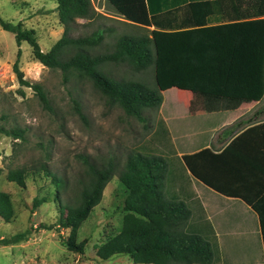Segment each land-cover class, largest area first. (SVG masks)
Returning <instances> with one entry per match:
<instances>
[{
    "label": "trees",
    "instance_id": "16d2710c",
    "mask_svg": "<svg viewBox=\"0 0 264 264\" xmlns=\"http://www.w3.org/2000/svg\"><path fill=\"white\" fill-rule=\"evenodd\" d=\"M106 1L141 32L120 35L111 51L97 55L85 47L100 44L110 28H97L85 36L69 35L76 18L90 21L102 15L91 0H56L63 35L46 52L41 50L33 28H24L21 22L13 24L1 16L0 27L13 33L18 47L28 43L37 61L60 68L65 80L68 75L89 79L110 102L122 105L128 114L141 120L142 110L159 107L162 91L171 87L233 99L257 101L263 97L264 0H254L251 5H245L244 0H193L191 4L188 0H172L171 8L165 10L160 0ZM178 11L189 12V19L178 22L168 18L176 17ZM215 15H220L223 22L210 24V17ZM151 25L154 28L149 29ZM68 50L73 53L64 57ZM20 54L18 48L13 64L20 84L31 85L43 107L54 111L43 86L24 79L18 67ZM107 62H126L135 71L152 70L154 86L142 80L109 76L101 68ZM74 109L83 116L79 102L74 101ZM0 132L26 140L25 128L17 124H0ZM183 159L187 164V155ZM85 164L87 179H77L73 184L65 176L51 173L45 163L9 169L5 178L23 188L27 178L49 177L56 193L60 225L70 231L62 244L83 254L86 240L77 241L78 228L100 202L107 182L117 176L125 190L121 225L117 233L96 246L98 261L127 255L134 264H211L210 241L188 229L190 209L183 200L167 196L169 165L165 157L130 150L124 160L108 157L103 164L89 160ZM69 189L72 196L63 198ZM46 200L45 196H35L32 211ZM15 216L10 194L0 190V218L10 223ZM30 235L31 230L26 229L0 237V245H12Z\"/></svg>",
    "mask_w": 264,
    "mask_h": 264
},
{
    "label": "rangeland",
    "instance_id": "374dc122",
    "mask_svg": "<svg viewBox=\"0 0 264 264\" xmlns=\"http://www.w3.org/2000/svg\"><path fill=\"white\" fill-rule=\"evenodd\" d=\"M91 2L102 15L90 21L76 18L69 35L85 36L97 28H110L104 32L100 44L85 47L92 55L111 51L120 35L141 32L135 25L121 20L106 0ZM56 6V0H0V16L13 24L21 22L24 28H33L41 50L46 52L63 35ZM18 48L21 52L18 67L24 79L43 86L54 111L43 107L31 85L20 84L13 71ZM72 53L73 50H68L64 57ZM101 68L111 77L142 80L154 86L150 69L135 71L126 62H107ZM180 90L173 87L163 92L164 102L157 108H144L141 120L128 114L122 105L110 102L89 79L68 75L65 80L60 68H50L37 61L28 43L22 42L18 47L13 33L0 27V116H3L0 124L5 127L17 124L26 130L25 141L0 132V190L10 194L16 212L10 223L0 218V237L31 230L26 240L0 245V261L3 264H134L127 255H116L106 261L95 257L98 243L120 229L125 190L117 176L107 182L100 202L78 228L77 241L86 240L83 254L62 244L70 231L60 225L56 193L49 185V177L27 178L22 188L7 181L5 176L12 168L45 163L51 173L65 176L73 184L77 179H87L85 160L97 164H103L108 157L124 160L130 150L170 157L175 152L174 146L180 148L182 144L178 138L172 140L174 128L169 103L175 101L177 107L187 110L192 99L191 91ZM74 101L79 102L83 116L74 109ZM249 108L247 111L238 108L237 114L258 111L264 117V95L260 103ZM178 118L179 124L186 119ZM203 121L213 124L215 117ZM184 123L188 124V118ZM179 127L183 128L179 125L175 130ZM35 196H45L47 200L32 211ZM71 196L69 189L62 197Z\"/></svg>",
    "mask_w": 264,
    "mask_h": 264
},
{
    "label": "crops",
    "instance_id": "0c3cea01",
    "mask_svg": "<svg viewBox=\"0 0 264 264\" xmlns=\"http://www.w3.org/2000/svg\"><path fill=\"white\" fill-rule=\"evenodd\" d=\"M160 2L162 10L172 5V0ZM112 9L121 20L130 22ZM218 16L210 17L209 23L223 22ZM189 17V12L181 11L176 17L168 16L178 22ZM191 93L187 110L177 107L175 101L169 103L172 140L180 139L182 147L174 146L170 157L161 155L169 165L167 196L183 200L190 209L188 229L210 241L211 264H264V117L258 111L237 114L238 108L247 111L262 98L254 101ZM178 117L188 118V124L184 118L181 124L176 122ZM211 117L215 123L203 121ZM177 123L183 128L176 131Z\"/></svg>",
    "mask_w": 264,
    "mask_h": 264
},
{
    "label": "built area",
    "instance_id": "2783aa9c",
    "mask_svg": "<svg viewBox=\"0 0 264 264\" xmlns=\"http://www.w3.org/2000/svg\"><path fill=\"white\" fill-rule=\"evenodd\" d=\"M63 230V229H62Z\"/></svg>",
    "mask_w": 264,
    "mask_h": 264
}]
</instances>
